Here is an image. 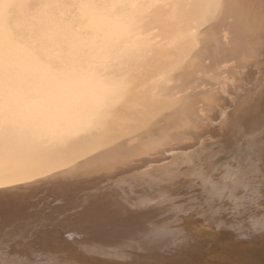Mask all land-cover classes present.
<instances>
[{
  "label": "bare ground",
  "instance_id": "bare-ground-1",
  "mask_svg": "<svg viewBox=\"0 0 264 264\" xmlns=\"http://www.w3.org/2000/svg\"><path fill=\"white\" fill-rule=\"evenodd\" d=\"M37 2L0 0V36ZM98 2L102 114L0 128V264H264V0Z\"/></svg>",
  "mask_w": 264,
  "mask_h": 264
},
{
  "label": "clouds",
  "instance_id": "clouds-1",
  "mask_svg": "<svg viewBox=\"0 0 264 264\" xmlns=\"http://www.w3.org/2000/svg\"><path fill=\"white\" fill-rule=\"evenodd\" d=\"M36 7L40 23L26 33L0 36V128L39 144L72 123L98 118L114 75L97 59L103 11L111 5L38 0ZM65 7L71 12L56 13Z\"/></svg>",
  "mask_w": 264,
  "mask_h": 264
},
{
  "label": "snow or ice",
  "instance_id": "snow-or-ice-1",
  "mask_svg": "<svg viewBox=\"0 0 264 264\" xmlns=\"http://www.w3.org/2000/svg\"><path fill=\"white\" fill-rule=\"evenodd\" d=\"M166 231H167V230L164 229V228H159V229L156 230L155 235H156L157 237H159L161 234L165 233ZM174 233H175V230H172V232H169V234H174ZM180 236H182V234H178V235H177V242H178V243H182V242H183V241H181V240L179 239Z\"/></svg>",
  "mask_w": 264,
  "mask_h": 264
}]
</instances>
